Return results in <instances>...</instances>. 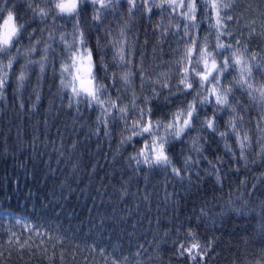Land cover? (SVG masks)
Listing matches in <instances>:
<instances>
[{
  "label": "snow or ice",
  "instance_id": "1",
  "mask_svg": "<svg viewBox=\"0 0 264 264\" xmlns=\"http://www.w3.org/2000/svg\"><path fill=\"white\" fill-rule=\"evenodd\" d=\"M25 6L21 16L13 0H0V101L10 91L31 88L39 102L40 89L47 86L78 119L90 109L98 125L94 134L110 136L119 129L117 149L125 151L113 159L126 161L129 180L164 175L185 191L201 184L223 191L225 170L253 175L260 170L252 184L240 183L250 194L264 187V21L259 27L246 21L238 11L241 0H25ZM114 14L117 29L110 27ZM213 143L217 151L210 153ZM184 199L172 194L173 212ZM260 207L254 232L264 236V201ZM193 213L187 230L191 242L173 253L186 264H209L215 251L218 238L201 242L195 229L219 231L225 216L249 215L231 199L211 216L207 205ZM14 229L5 231L0 222V236L20 250L31 247ZM30 231L47 235L34 227ZM242 239L252 245L253 236ZM89 247L106 252L95 242ZM259 252L248 264H264V246ZM111 255L112 264H121Z\"/></svg>",
  "mask_w": 264,
  "mask_h": 264
},
{
  "label": "trees",
  "instance_id": "2",
  "mask_svg": "<svg viewBox=\"0 0 264 264\" xmlns=\"http://www.w3.org/2000/svg\"><path fill=\"white\" fill-rule=\"evenodd\" d=\"M13 4L21 16L26 14L25 0H13ZM109 21L112 29L119 27L115 14ZM92 32L95 43L96 30ZM138 35L142 43L144 34ZM55 92V88L43 87L37 102L31 88L13 90L0 101V222L5 231L15 225L17 235L22 234L31 245L20 250L18 244L8 242V236H0L4 241L0 264H112V253L121 264H186L173 253L180 244L191 242L187 230L193 209L198 213L207 205L211 216L223 210L229 199L249 215L225 216L217 224L220 230L214 232L204 227L195 229L199 221L192 225L201 242L218 238L209 264H248L259 259L264 236L254 229L260 219L256 213L261 212L264 187L250 194L252 190L240 182L252 184L260 170L255 175L225 170L223 191L203 184L199 190L185 191L164 175L129 180L123 166L126 161L113 159L117 152L123 155L125 151L117 149L119 129L110 136L94 134L98 127L96 114L89 109L80 113L83 119H78L75 110L68 109L67 102ZM13 95L17 99L13 100ZM20 103L26 109L19 108ZM33 104L36 114L32 112ZM74 144L78 145L76 149ZM216 151L217 145L211 144L209 152ZM218 154L223 155V145ZM208 158L215 159L211 155ZM174 192L185 198L175 212L171 200ZM21 224L28 227L21 228ZM33 227L47 235L37 236L30 231ZM166 232V242L161 241ZM247 234L253 236L251 246L243 242ZM93 242L100 244L105 254L93 251L89 247Z\"/></svg>",
  "mask_w": 264,
  "mask_h": 264
},
{
  "label": "rangeland",
  "instance_id": "3",
  "mask_svg": "<svg viewBox=\"0 0 264 264\" xmlns=\"http://www.w3.org/2000/svg\"><path fill=\"white\" fill-rule=\"evenodd\" d=\"M244 6V10L241 11L246 21L255 20L258 21L259 15L264 13V0H241Z\"/></svg>",
  "mask_w": 264,
  "mask_h": 264
}]
</instances>
